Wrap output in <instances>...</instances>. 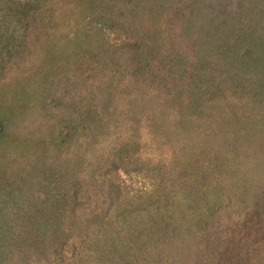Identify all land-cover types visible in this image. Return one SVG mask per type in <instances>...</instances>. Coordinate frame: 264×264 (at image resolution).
Segmentation results:
<instances>
[{
	"label": "rangeland",
	"instance_id": "rangeland-1",
	"mask_svg": "<svg viewBox=\"0 0 264 264\" xmlns=\"http://www.w3.org/2000/svg\"><path fill=\"white\" fill-rule=\"evenodd\" d=\"M0 264H264V0H0Z\"/></svg>",
	"mask_w": 264,
	"mask_h": 264
}]
</instances>
